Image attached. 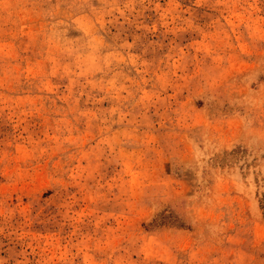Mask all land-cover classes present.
I'll return each instance as SVG.
<instances>
[{
    "label": "rangeland",
    "instance_id": "1",
    "mask_svg": "<svg viewBox=\"0 0 264 264\" xmlns=\"http://www.w3.org/2000/svg\"><path fill=\"white\" fill-rule=\"evenodd\" d=\"M0 264H264V0H0Z\"/></svg>",
    "mask_w": 264,
    "mask_h": 264
}]
</instances>
